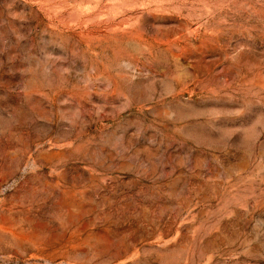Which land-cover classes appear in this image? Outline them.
Segmentation results:
<instances>
[{
    "label": "rangeland",
    "instance_id": "1",
    "mask_svg": "<svg viewBox=\"0 0 264 264\" xmlns=\"http://www.w3.org/2000/svg\"><path fill=\"white\" fill-rule=\"evenodd\" d=\"M0 264H264V0H0Z\"/></svg>",
    "mask_w": 264,
    "mask_h": 264
}]
</instances>
